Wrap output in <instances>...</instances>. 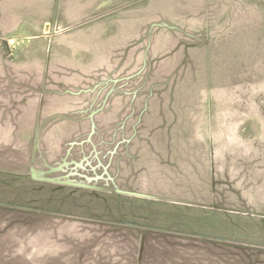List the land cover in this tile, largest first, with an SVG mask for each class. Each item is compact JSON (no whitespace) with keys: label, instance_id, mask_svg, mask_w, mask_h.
<instances>
[{"label":"rangeland","instance_id":"rangeland-1","mask_svg":"<svg viewBox=\"0 0 264 264\" xmlns=\"http://www.w3.org/2000/svg\"><path fill=\"white\" fill-rule=\"evenodd\" d=\"M37 11L0 40V264H264V0ZM215 152L256 160L213 185Z\"/></svg>","mask_w":264,"mask_h":264},{"label":"crops","instance_id":"crops-1","mask_svg":"<svg viewBox=\"0 0 264 264\" xmlns=\"http://www.w3.org/2000/svg\"><path fill=\"white\" fill-rule=\"evenodd\" d=\"M40 3L42 4V0H0V40H9L11 36L18 35L21 30L31 28L32 26L34 27L37 24L36 22V24L33 23L36 18V13L38 12L37 5ZM27 13H29V15H27ZM26 16H29L30 20H27L28 18ZM27 21H30L31 23H28ZM38 23L40 24V22ZM213 110L221 112L215 116L217 117V119L215 118L217 121L215 125L218 126L219 122L221 123L219 131L221 138H228L227 142H236L240 138H245V133L240 132L237 129L241 127V122L243 121L241 114L246 111L242 110L239 105L221 106ZM224 123H226V125H224ZM249 156L250 158H247ZM203 158V170H207L206 173L208 176L211 175L213 185L221 182V180H216L215 178L219 173H222L223 176L233 177L235 180L238 175L237 173L241 171L243 166V164L240 165L241 161L256 160L254 159L253 154L239 152H215L214 155L210 153L209 156H204ZM244 167H248V164L246 163V166ZM211 209L237 211V213L241 212L237 209L225 208L221 203L217 202H213ZM243 212L247 213L248 211Z\"/></svg>","mask_w":264,"mask_h":264}]
</instances>
